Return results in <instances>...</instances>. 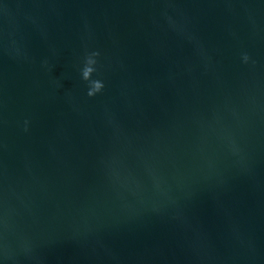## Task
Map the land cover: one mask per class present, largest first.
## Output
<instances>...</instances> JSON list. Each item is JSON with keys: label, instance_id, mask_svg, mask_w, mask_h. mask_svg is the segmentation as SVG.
I'll list each match as a JSON object with an SVG mask.
<instances>
[{"label": "water", "instance_id": "95a60500", "mask_svg": "<svg viewBox=\"0 0 264 264\" xmlns=\"http://www.w3.org/2000/svg\"><path fill=\"white\" fill-rule=\"evenodd\" d=\"M0 264H264V0H0Z\"/></svg>", "mask_w": 264, "mask_h": 264}, {"label": "clouds", "instance_id": "9594fccd", "mask_svg": "<svg viewBox=\"0 0 264 264\" xmlns=\"http://www.w3.org/2000/svg\"><path fill=\"white\" fill-rule=\"evenodd\" d=\"M96 55L97 53L93 52L89 56H86L84 60V69L82 71V78L88 80L89 82L88 90H87L88 96L94 95L102 87V83L99 80H89V74L93 71L92 65L95 63L93 58ZM245 59H247V57H245Z\"/></svg>", "mask_w": 264, "mask_h": 264}]
</instances>
